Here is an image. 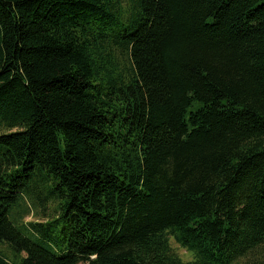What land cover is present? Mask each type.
<instances>
[{
	"label": "trees",
	"instance_id": "obj_1",
	"mask_svg": "<svg viewBox=\"0 0 264 264\" xmlns=\"http://www.w3.org/2000/svg\"><path fill=\"white\" fill-rule=\"evenodd\" d=\"M1 129L0 264H264V0H0Z\"/></svg>",
	"mask_w": 264,
	"mask_h": 264
},
{
	"label": "rangeland",
	"instance_id": "obj_2",
	"mask_svg": "<svg viewBox=\"0 0 264 264\" xmlns=\"http://www.w3.org/2000/svg\"><path fill=\"white\" fill-rule=\"evenodd\" d=\"M3 130H0V133H2ZM25 209V205L22 201L14 205L12 209L11 219L14 221V213L17 211H23ZM50 212V211H47ZM41 216V213H37V210L34 209L25 219L23 220V223L31 222L34 220H37ZM17 226L20 228V226L17 224ZM21 229V228H20ZM171 243L173 247L176 249V251L186 260L192 259L193 255L188 252L186 249L182 248L179 244H177L173 239L171 240ZM264 250V248H263ZM0 255H3L6 258L13 259L14 258V251L9 246V243L0 241ZM260 251L257 252L255 259L252 260L253 264H257L259 260Z\"/></svg>",
	"mask_w": 264,
	"mask_h": 264
}]
</instances>
